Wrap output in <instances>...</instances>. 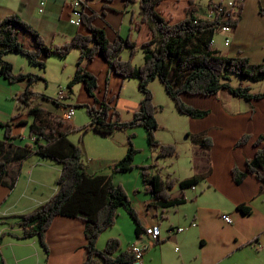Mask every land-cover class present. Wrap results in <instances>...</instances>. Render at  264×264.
Segmentation results:
<instances>
[{"label":"crops","instance_id":"crops-1","mask_svg":"<svg viewBox=\"0 0 264 264\" xmlns=\"http://www.w3.org/2000/svg\"><path fill=\"white\" fill-rule=\"evenodd\" d=\"M88 1L89 14H96L94 24L105 30L109 40L113 41L118 36L127 38L131 34L133 17L139 19V0ZM194 1L199 8V17H213L209 7L207 15H201L202 3ZM259 1L264 0L245 1L239 23L233 29L231 45L223 47L222 32L220 40L214 36L213 46L221 54L245 55L253 63L264 59V15L258 11ZM189 3L190 0H161L156 9L165 19L178 22L187 17ZM11 13L32 24L49 44H63L76 33H87L84 26L78 28L69 23V12L63 0H0V15ZM23 37L29 47H34L26 34ZM132 38L136 41V52L138 49L143 52V44L151 39L149 26L143 23L139 30L133 32ZM130 52L126 48L121 55L127 58ZM142 54V58H134L135 65L143 64L144 52ZM7 55L4 58L14 64V59ZM85 66L98 77L99 99L106 98L108 102L113 101L117 94L122 95L125 79L113 71L101 54L86 61ZM241 81L239 76H231L229 80L232 86ZM262 81L244 80L250 84L252 92H264V89H256V83ZM168 97L167 106L174 121L167 120L160 109L156 114L159 125L156 139L161 143L174 141L179 155L159 157L158 151L149 144L147 130L140 125L128 128L130 134L141 137V143L137 145L140 153L134 158L138 168L111 172V166L120 158L117 155L86 162L89 173L111 174L115 183L125 187L141 228L138 234L136 222L120 207L115 224L100 235L98 248H103L109 238L116 237L121 242L119 251L127 250L128 245L135 241L147 246L142 262L138 264H264V183L255 174L246 171L247 160L252 159L258 149L256 138L264 137V96L247 100L228 88H221L202 108L207 110V114L197 118L181 113L175 101ZM141 98L139 94L134 101H130L121 96L109 104L117 110L123 102L127 111L133 114L139 108ZM154 100L159 106L156 98ZM59 106L60 111L63 110L62 103ZM19 126H14L15 134L20 133ZM115 132L107 136H113ZM243 136L246 140L241 143L239 141ZM180 138H184L182 143H179ZM13 142L23 144L18 138ZM30 142L33 143L32 137ZM153 164L163 176L172 174L179 179L201 176L194 188L186 189L185 203L166 208L153 205V196L143 189L140 169V166ZM234 168L245 172L241 181L235 180ZM61 171V164L37 154L20 164L10 162L6 179L14 185L0 184V264H83L87 240L85 222L79 218L60 215L54 218L46 232L48 255L36 236L21 239L4 234L21 235L22 228L16 224L17 220L56 193ZM172 192L180 195L179 185ZM222 214H229L232 222L223 220ZM155 223L160 225V239L150 243L144 229ZM95 264L105 263L97 256Z\"/></svg>","mask_w":264,"mask_h":264},{"label":"trees","instance_id":"trees-1","mask_svg":"<svg viewBox=\"0 0 264 264\" xmlns=\"http://www.w3.org/2000/svg\"><path fill=\"white\" fill-rule=\"evenodd\" d=\"M108 2L112 0H105ZM161 0H139V19L133 17L131 34L127 38L118 36L109 40L104 29L94 24L95 13L85 12L82 20L87 33H76L63 44L47 43L41 33L29 22L16 13L0 15V75L9 82L26 79L24 90L18 95L19 101L29 107V114L34 120L16 121L22 114L18 112L7 121L0 120V126L5 129L4 138H0V184L8 183L10 162L22 163L33 154L41 158L53 160L62 166L57 179L58 189L47 201L32 211L19 217L16 224L22 228L21 235L11 232L21 239L38 237L46 254L49 247L46 242V232L56 216L76 217L85 222V259L83 264H95L96 257L103 259L105 264H133L135 256L126 250L119 251V238L111 237L103 248H98L100 235L116 222L118 209L123 207L136 222V231H141L139 218L132 206L131 199L120 183L113 181L112 175L100 172L91 174L87 171L83 146L74 143L64 130L67 123L61 118H54L59 128L49 126L48 110L39 104H34L35 98L43 97L61 105L59 98H51L33 90V84L42 76L34 73H15L13 64L4 58L5 55L18 53L25 55L30 63L45 68V59L52 54L67 56L71 49L76 48L80 54L76 62V71L68 86L71 89L77 82H82L89 95L97 90L98 77L85 66L86 61L93 60L97 54L105 59L113 71L123 78L138 79V89L142 95L140 106L129 120H122L118 111L106 99L99 107L87 105L91 121L85 128L92 129L101 135H108L115 130L144 126L148 133L151 148L158 151L159 157H174L178 155L177 147L170 143H161L156 139L158 121L156 114L162 108L154 101L150 83L158 78L165 91L175 101L179 111L188 117L197 118L207 114L202 109L206 102L221 89L228 88L237 96L247 100H257L264 92H252L250 84L264 80V59L253 63L245 55H223L213 46V38L218 28L229 24L236 28L240 20V10L219 11L221 2L208 0V7L213 11L212 18L199 17V8L194 0L187 7V17L178 22L165 19L156 6ZM106 5V4H105ZM107 7V6H105ZM259 12L264 15V2L259 6ZM227 15V16H225ZM145 23L149 26L151 39L143 44L144 62L137 66L133 63L136 41L133 32ZM26 34L34 43L29 47L24 40ZM129 48L130 57L123 59L121 52ZM239 76L242 81L237 86L229 82L231 76ZM112 101V100H111ZM67 106V105H65ZM30 123V137L33 143L15 144L18 135L14 126ZM61 128V129H60ZM73 129H77L74 127ZM246 136L240 138L244 142ZM258 147L254 157L247 160L246 171L255 174L264 183V137L256 138ZM138 149L133 145L132 135L128 137V148L125 155L111 166V172H125L136 167L135 154ZM153 166H140L143 189L150 193L153 205L166 208L185 203L186 189L192 188L201 176L179 179L172 174L163 176ZM236 181L245 177V172L233 169ZM179 185L180 195H174L173 188ZM140 190V189H139Z\"/></svg>","mask_w":264,"mask_h":264},{"label":"rangeland","instance_id":"rangeland-1","mask_svg":"<svg viewBox=\"0 0 264 264\" xmlns=\"http://www.w3.org/2000/svg\"><path fill=\"white\" fill-rule=\"evenodd\" d=\"M200 1L202 3L201 15L206 16L207 13L209 12L208 6L206 5L208 0H200ZM263 2L259 1L258 11L260 4ZM252 8H253V4L251 5V9ZM87 12H88V6H87ZM215 37L217 40L221 39L220 31L216 32ZM223 47L226 48L228 46L223 45ZM142 53H143L142 49H138L137 52L135 51V54L132 59L134 60L136 56L137 57L140 56V58H142L143 57ZM79 54L80 52L76 48L71 49V51L67 54V56L64 57L59 56L57 54H52L49 57H46L45 68H41L39 66L30 63L28 58L22 54L11 53L8 54L7 56L14 59L13 71L15 73L30 72L42 76L33 84V90L35 92L39 94H45L51 98H59L60 88L63 87L65 89V97L59 98V101L60 103H62V106H64L63 104H66L67 106L72 105L74 107L75 113L70 123H67L65 125L64 130L67 132L68 137L74 143L79 144L80 142V145L83 146L85 152V160H86L85 162H87L90 159L98 160L99 158H108L111 155H117L120 156V158H122L127 151L128 137L130 135H132V141L134 147L138 149L137 153H140L139 152L140 148H138L137 145L141 143V137L139 134H130L128 128L115 130L116 131L114 133L115 135L107 136V135H101L92 129L88 130L87 128L84 127L88 125L91 121V116L88 113L87 105L90 106L94 105L96 107H99L101 101L106 98L102 100L98 98V94L100 90L99 86L95 91L94 95L88 94L82 82H77L72 86L71 89L69 88L68 84L76 71V62L78 60ZM129 57L130 55L127 58H123V57L122 58L128 59ZM124 79H122L124 80V85L122 88L123 93L120 96H118L117 94V96L114 97L113 101L114 100L117 101L118 97L121 96L125 97L130 101H134V99L137 98L139 94H141L138 89V79L136 78H124ZM26 83H27L26 79H22L16 82H9L2 75H0V120L7 121L8 119L11 118V116H13L19 111L22 112V114L16 119V121H22L25 120V118H29L28 120L29 122H32L34 120L33 115L29 114V107L22 104L18 99V95L24 90ZM150 85L151 87L150 86L149 87L154 94V99L156 98L157 103H159V106L162 107L161 109L163 111L164 117L169 121H174L171 110L167 106V98L169 97L161 81L158 78H155L151 81ZM256 89L257 90L264 89V81L256 83ZM109 102H111V100H109L108 103ZM34 104H39L41 107L49 111L48 113L49 126L53 128H59V123L55 122L54 118L57 119L61 118L60 112L63 113L64 107L63 110L60 111L59 105L54 103L52 100L49 101L47 99H44L43 97L35 98ZM117 111L120 114L122 120H129L132 117V114H130L127 111V106H125L123 102L119 104ZM19 127H20L19 129L20 133L17 135H18V140L21 143H23L21 145H24L26 143H31L30 123L27 124L23 123ZM74 127H77V129L76 130L73 129ZM4 131L5 129L0 126L1 139L4 138ZM183 140L184 138H180L179 143H182ZM32 142H34L33 138H32ZM170 144H174L177 147L178 155H179L180 151L176 143L173 141L170 142ZM113 150L115 151L112 152ZM140 156H143V154H141ZM158 167H161V165H158ZM135 168H138V166L136 165ZM154 169L156 168L154 167L151 168V170L153 171Z\"/></svg>","mask_w":264,"mask_h":264},{"label":"built area","instance_id":"built-area-1","mask_svg":"<svg viewBox=\"0 0 264 264\" xmlns=\"http://www.w3.org/2000/svg\"><path fill=\"white\" fill-rule=\"evenodd\" d=\"M245 1L246 0H227L226 2H221V4L219 5V11L232 10L236 12L241 9ZM88 2H89L88 0H63L64 5H66L69 10L68 21L70 24L76 27H80L83 25L82 17L83 14L87 12ZM40 11H42V9H40ZM233 29L234 28L231 25L224 24L220 26L217 30L224 34V44L226 46H229L232 43ZM62 97H65V89L63 87H61L59 90V98ZM74 113L75 110L72 105L64 106L62 118L67 122H70L74 116ZM192 188H194V186ZM221 217L226 222H232V218L229 214H222ZM179 230H181V228H179ZM160 234H161V230H160V225L158 223H155L144 229V235H146L150 243L158 242L160 239ZM146 249H147L146 245H141L135 241V242H131L128 245L126 251L134 254L135 256L134 263L138 264L142 262Z\"/></svg>","mask_w":264,"mask_h":264}]
</instances>
